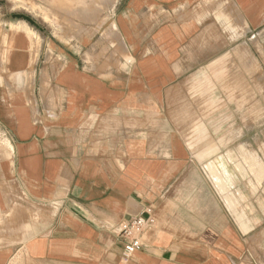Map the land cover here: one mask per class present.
<instances>
[{"label": "crops", "instance_id": "1", "mask_svg": "<svg viewBox=\"0 0 264 264\" xmlns=\"http://www.w3.org/2000/svg\"><path fill=\"white\" fill-rule=\"evenodd\" d=\"M98 4L0 0V264H264V0Z\"/></svg>", "mask_w": 264, "mask_h": 264}, {"label": "rangeland", "instance_id": "2", "mask_svg": "<svg viewBox=\"0 0 264 264\" xmlns=\"http://www.w3.org/2000/svg\"><path fill=\"white\" fill-rule=\"evenodd\" d=\"M27 3V6L33 5L35 3L39 4L40 17L39 21L43 23L44 26H49L54 24L58 26L63 32L66 31L67 24L71 25V31L73 27H77L79 23L85 21L89 23L90 26L95 27L99 22V0H23ZM105 0H103L104 4ZM89 7L85 12L83 7ZM104 6V5H103ZM48 14V15H47ZM90 16V18H89ZM47 21L48 24L45 23ZM78 23V24H77ZM93 32V31H92ZM243 122L247 123L243 126L244 132L250 133L251 145L256 149L263 148L264 146V109H250L246 110V115Z\"/></svg>", "mask_w": 264, "mask_h": 264}, {"label": "built area", "instance_id": "3", "mask_svg": "<svg viewBox=\"0 0 264 264\" xmlns=\"http://www.w3.org/2000/svg\"><path fill=\"white\" fill-rule=\"evenodd\" d=\"M155 223V217L150 208L141 214L123 221L117 228L118 234L124 241V254L131 256L144 246L143 235L147 228Z\"/></svg>", "mask_w": 264, "mask_h": 264}, {"label": "bare ground", "instance_id": "4", "mask_svg": "<svg viewBox=\"0 0 264 264\" xmlns=\"http://www.w3.org/2000/svg\"><path fill=\"white\" fill-rule=\"evenodd\" d=\"M28 1V0H27ZM71 1V0H70ZM48 15V14H47ZM17 26V25H16ZM11 27V26H10ZM25 29V28H24ZM29 30V29H28ZM30 32V31H29ZM30 34V33H29ZM34 35V34H33ZM31 36H32V34H31Z\"/></svg>", "mask_w": 264, "mask_h": 264}]
</instances>
